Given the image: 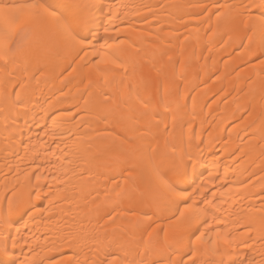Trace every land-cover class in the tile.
I'll list each match as a JSON object with an SVG mask.
<instances>
[{
    "label": "bare ground",
    "instance_id": "bare-ground-1",
    "mask_svg": "<svg viewBox=\"0 0 264 264\" xmlns=\"http://www.w3.org/2000/svg\"><path fill=\"white\" fill-rule=\"evenodd\" d=\"M4 3L0 258L264 264V0Z\"/></svg>",
    "mask_w": 264,
    "mask_h": 264
},
{
    "label": "snow or ice",
    "instance_id": "snow-or-ice-1",
    "mask_svg": "<svg viewBox=\"0 0 264 264\" xmlns=\"http://www.w3.org/2000/svg\"><path fill=\"white\" fill-rule=\"evenodd\" d=\"M37 7L38 6L36 4H8L4 3V0H0V25L12 22L30 21L35 15H37V13H34L31 10L36 9ZM92 7H97V5H92ZM219 7H224V5H219ZM260 7L264 8V3H262ZM108 31L109 29L105 28V32L107 33ZM92 39H95V37L69 31L66 36V43L70 47L83 46L90 44ZM105 43H107V38H105ZM120 43H123V40H121ZM0 61H4L5 63L8 61V52L4 46V35L2 31H0ZM261 63L264 64V58L261 59ZM36 179L39 180L40 177L37 176ZM37 199H39L38 194ZM165 235L167 236V233H165ZM173 238H175V234H173ZM224 243L231 244L232 242L228 239H225ZM247 246L248 245H245V247ZM13 247H15L14 243ZM9 255L10 253L7 251V244H5L3 248V256L7 257ZM192 255H194V253ZM189 259H191V255L189 256ZM0 264H16V262L12 259L0 258ZM101 264H125V262L121 261L120 258L115 254H112L110 258L106 257L104 261H101ZM167 264H184V261L183 259L180 261L169 260ZM239 264H243V262H239ZM248 264H254V262L248 261Z\"/></svg>",
    "mask_w": 264,
    "mask_h": 264
}]
</instances>
